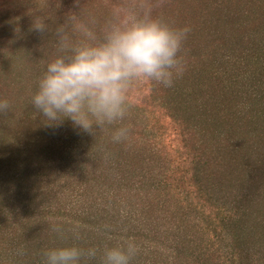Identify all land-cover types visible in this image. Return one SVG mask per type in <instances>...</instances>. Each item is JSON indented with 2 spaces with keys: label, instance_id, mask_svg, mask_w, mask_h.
<instances>
[{
  "label": "rangeland",
  "instance_id": "obj_1",
  "mask_svg": "<svg viewBox=\"0 0 264 264\" xmlns=\"http://www.w3.org/2000/svg\"><path fill=\"white\" fill-rule=\"evenodd\" d=\"M125 2L0 0V98L12 104L7 114H0V168L11 160L18 161L21 156L16 153L25 157L22 167L11 166L21 175L32 177L29 186L34 187L33 193L27 187L18 198L28 208L33 239L39 240L35 246L26 247V238L11 233L14 227L13 219L7 215L8 205L13 206L18 199L11 197L9 204L0 200V264H34L35 255L28 248L34 252L39 244L50 246L51 240L98 249L97 237L104 241L106 237L114 238L113 234L118 240L130 235L125 241L131 239L138 246L147 238L149 243L155 242L142 243L147 246L145 250L138 248L134 258L140 262L159 252V264H175L168 249L176 240L187 248L177 264H225L226 248L220 250L217 239L204 234L197 225V209L186 201L182 187L175 191L164 181L168 173L175 174L183 160L181 141H187V149L199 157V164L191 163L189 168L191 173L195 171L193 167L200 168L201 184L214 198L229 211L247 216L246 225L252 231H258L257 222L264 223V215L257 219V215L264 214V93L260 92H264V52L258 50L242 61L237 58L223 71L240 82L234 91L249 81V91L237 96L224 91L218 64L204 58L195 61L200 48L208 43L203 34L209 33L206 28L217 30L222 42L227 38L241 42L254 29L264 34V0H155L161 18L191 29L185 42L187 70L171 88L144 83L142 90L134 92V107L126 121L133 131L125 143L113 142L110 127L90 135L75 129L67 120L60 127L46 126L32 108L30 99L45 65L59 54L56 29L63 26L75 43L85 39L76 31L78 24L88 26L102 38L113 7ZM37 17L48 25L45 37L31 30ZM237 46L240 45L232 48L236 50ZM205 51L211 52L210 48ZM217 59H221V52ZM244 74L247 78L248 74L254 76L246 81ZM259 78L263 81H257ZM146 97L149 102L168 107L163 109H170L182 123V130L170 132L161 127L150 110L140 105ZM214 105L212 115L205 113ZM244 106H251L248 114L254 108L251 122L236 118ZM227 109L230 112L225 114ZM227 117H231L229 121ZM250 190L254 201L249 199ZM20 204L18 201L14 207ZM14 220H23V215ZM21 228L24 229L21 226L18 232ZM137 231L141 236L135 237ZM90 234H95V239ZM249 242L242 247L244 262L264 264V239L253 234ZM93 262L94 259L90 261Z\"/></svg>",
  "mask_w": 264,
  "mask_h": 264
},
{
  "label": "clouds",
  "instance_id": "obj_2",
  "mask_svg": "<svg viewBox=\"0 0 264 264\" xmlns=\"http://www.w3.org/2000/svg\"><path fill=\"white\" fill-rule=\"evenodd\" d=\"M31 30L41 37L49 32L39 17ZM76 31L85 38L79 43L63 26L56 29L59 54L47 61L30 104L46 126L60 127L67 120L90 135L110 127L113 142L125 143L133 131L126 121L134 92L144 83L171 88L183 77L191 29L161 18L155 0H126L113 7L102 38L86 25H76ZM11 109V102L0 98V114ZM98 251L101 264H132L139 249L131 239L102 250L67 243L49 248L45 264H86Z\"/></svg>",
  "mask_w": 264,
  "mask_h": 264
},
{
  "label": "trees",
  "instance_id": "obj_3",
  "mask_svg": "<svg viewBox=\"0 0 264 264\" xmlns=\"http://www.w3.org/2000/svg\"><path fill=\"white\" fill-rule=\"evenodd\" d=\"M206 30L209 33L208 34L203 33V34L208 40V43H207L208 46L206 45L200 48L195 61H197V59L204 58L206 62H209L213 65L218 64L217 68L219 69V71H217V73L219 75L220 81H222V78H223L224 91L235 92L236 96L238 95V93L240 95L246 94L250 89V87H247L249 83L248 80L252 79L254 75L252 74V76H250L249 75L250 72H249L248 78H247L246 77L247 74H244L243 78L246 79V81L248 82H246L245 87H240L239 89L234 91L236 85L237 84L240 85V82L232 78V74L226 73L223 71L227 70V67L230 66L231 63H234L237 60V58L240 59L239 61H242L244 58L248 57L250 54H256L258 50H263L264 52V34L261 32H257V30L254 29L247 36L248 39L244 38L241 42H239L235 38H232L230 40L229 38H227L224 42H222L221 38L219 37L220 33L218 34L217 30H213L212 28L211 29L206 28ZM228 41H229V44H227ZM234 45H240V46H237L235 50L232 48ZM208 47L211 50L210 53L205 51L209 49ZM228 49H231L232 54L227 53ZM219 52H221V59L218 60L217 54ZM190 58H191V61H194L195 57L193 55H190ZM222 73H224L225 75ZM194 76L196 77V72ZM257 81H263V79L259 78L257 79ZM138 90L139 91L142 90L141 85L138 87ZM260 92L264 93L263 91H260ZM150 93L151 95H153L151 91ZM148 99H149L148 97L143 99L140 105H143L150 110L151 115L154 116V119L156 120V122L160 123L161 127L163 126V128L168 129L170 132L172 131L180 132L182 130L183 128L182 123L178 119H175V115L172 114L170 109L165 112L164 109H168V107L164 106L165 107L164 108L159 103L147 101ZM238 102L239 100L236 103L237 105L240 104V102L239 103ZM206 109L207 111H205V113L212 115L214 111H216V106L214 105L212 110L211 108L210 109L206 108ZM250 110H251V106H248L246 108L244 106L243 109L238 110L236 118H238L240 122L241 121L251 122L252 111H254V108L251 111V114H248ZM229 112H230L229 109H227L225 114H228ZM230 118L231 117H227L226 121H229ZM167 120H169V122H167ZM233 120L234 118L232 119V121ZM186 142L187 141H181V145L185 149L182 152V155H181L182 158L180 157L181 159H183L182 162L178 164L175 174L170 172V174L168 173L165 176V180H164L165 183H167L170 189H173L174 187V190L175 189L180 190V188L182 187V192L181 191L180 192L183 193L184 197L186 198V201L191 206H194V208L197 209V216H195V220L198 223L197 225L200 226L204 234H211L213 238L217 239V242H219L221 245L219 247L220 250H222L223 248H226V251H225L226 256L224 255L226 257L225 264H248V262H244L243 260L242 254H245V250H243L242 247H246V245L250 244L249 239L253 234H255L258 239H261V240L264 239V230H260L261 228L262 229L264 228V223L257 222L255 229H257L258 231H255V230L252 231V227L246 225L247 216L237 215L235 214V212L229 211L227 206H225L223 202H221L217 197L214 198L206 190V188H204L199 178L200 168L193 167V170H195L194 173H191V169L189 168L191 166V163L197 162V164H199V161H198L199 157L197 155H193L192 151H189L187 149ZM23 152L27 153L28 150H25ZM16 154L18 156H21L20 159L18 161L11 160L10 163L7 162L6 164L8 166L16 165L17 167L19 166L22 167V164L25 163L23 162L25 157H22V154H19V153H16ZM8 166H4L0 168V200L6 202V204L7 203L9 204L11 197H14L18 199L17 202L19 201L21 203L20 204L21 207H14L17 202L14 203L13 206L8 205L9 212L7 213V215L10 217L9 220L13 219V221L11 222H12V226L14 227V230L11 231V233H16L18 235L20 233L22 237L26 238L27 240L25 243L26 247L35 246L34 244H36V242L38 243L39 240H37L36 242L34 241L33 239L34 228L32 229V227L28 225V223H30V220L27 219L28 217L26 215L28 208L18 198L19 195H22V196L24 195V191L27 189V187H29V189L31 190V193H33L34 187L29 186L30 183H33L31 182L32 177L27 178V176L21 175V172L18 173L15 170L16 168H12V166L10 168ZM28 167L31 168L30 166ZM249 169L251 170V172H253V168L251 167V165ZM249 169L248 170L246 169V171L249 172L250 171ZM39 181L41 182L42 179ZM245 181H246V177L243 182ZM19 186L21 188H19ZM20 189H22L23 192L19 193ZM247 189L249 190V188ZM253 195H254L253 191L250 190V192L248 193L250 201H254L252 199ZM71 210L72 209H69V211ZM72 212L74 213L73 210ZM58 214L60 216H57V217L61 218V214L60 213ZM85 214H87L86 211H85ZM22 215H23V220H20V217ZM263 215H264L263 213L257 215L258 217L257 219H261ZM14 219H19L20 221H15ZM88 223L92 224L94 222H88ZM16 225H18L17 228L15 227ZM21 226L24 227L26 231L21 228L18 232V229ZM247 227L250 228V231H247L248 233L246 232ZM21 230H22V233H21ZM35 233H37V231H35ZM140 234H141V231H137L135 237L141 236ZM90 236L91 234L89 235V237ZM113 236L114 238H111V239H107L108 237H106L104 241L100 239L99 237H97L96 240L99 242L98 250H102L110 245H114L115 243L121 244L125 241V237L130 238V235L129 236L124 235L125 236L124 237L122 234H120L119 237H124V238H120L118 240L117 238L115 239V236H117L116 234H113ZM91 237L95 239L96 235L92 234ZM158 237L161 238V236H158ZM51 241L52 242H50V246L45 245V243L39 244L41 246H39L38 247L39 249H37L34 252H32L30 248H28V251L31 252L33 255H35L34 258H32L34 264L38 262L45 264V261H46L45 252L49 248L61 246L65 244L64 242H62V240L59 242H57V240H54V241L51 240ZM87 242H88V246H90L91 242L89 241ZM149 242L150 240L148 241V238H147V241L143 240L142 243H149ZM142 243H139L138 248L139 249L144 248L145 250L147 246L142 245ZM153 243L155 242H151L149 244H153ZM150 248L151 246H148V249ZM168 250L171 252V255L173 256L172 258H175L174 261H172V263L175 262V264L179 262L181 255H184L187 253V248L184 245H180V242H177L176 240L171 241V245ZM24 251L27 252V250H24ZM153 253L154 252H152V254ZM157 253H154L153 257H147L142 262L134 258L133 262L134 264H159ZM100 258H101V254L98 251L97 257L94 258V262L90 263V261L93 259L91 260L86 259V264H101ZM150 258H153V260L149 261ZM208 263L204 262L203 264H208Z\"/></svg>",
  "mask_w": 264,
  "mask_h": 264
}]
</instances>
